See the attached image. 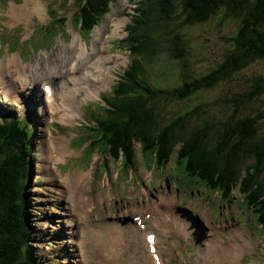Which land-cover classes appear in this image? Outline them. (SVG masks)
Returning <instances> with one entry per match:
<instances>
[{"label": "rangeland", "instance_id": "1", "mask_svg": "<svg viewBox=\"0 0 264 264\" xmlns=\"http://www.w3.org/2000/svg\"><path fill=\"white\" fill-rule=\"evenodd\" d=\"M163 1L114 0L113 8L103 23L93 30L85 26L81 36L77 33L80 31L79 25L72 17L78 0H42L45 4L46 17L41 19L38 15L34 16L35 18L30 16L28 22L25 19L14 20L11 16L12 5L20 6L23 4L22 0H0V68L7 58L18 55L28 65L30 72V67L37 60L45 64V57L40 55L46 53L57 55L64 50L71 52L70 45L75 37L88 46V49L92 42L97 40L98 50H106L109 56L106 62L113 68L107 70L110 71L108 77H111L109 84L99 88L100 92L95 97L87 101L82 98L83 105H81L79 116L71 124L62 122L58 113L48 111L50 103L46 99L48 91L44 89V85L48 84V88L52 89L57 86V89H60L62 79L49 75V82L19 83L16 73L10 71L5 74V82L0 80L2 84L15 86L14 89L17 92L16 95L11 96L12 101L0 94L1 106L17 105L22 101L23 95L28 98L41 97L42 109L46 114L43 117L42 126L44 138L36 142L34 146L38 160L34 164L30 180V193H37L35 197L38 201L36 202L40 203L32 204L34 217H39L38 222L35 223L37 225L35 247L44 249L46 252L49 250L48 244L46 246L40 243L38 238L42 230H47L51 234L56 232L65 238L62 241H56L58 245L54 242L53 246L63 247L58 253L69 264H122V258L117 255L115 256L119 260L110 258L108 254L109 237L112 232H117L122 235L117 239L124 243L123 246L128 247L123 257L125 264H152L146 260L147 255L151 254L146 249L142 237L144 234H151L159 239L155 248L165 253L162 256L164 264H186L187 257H180L182 258L180 259V255L176 252H181L183 249L178 247L176 241L172 243L168 241L167 233L170 232V228L167 225H171L173 227L171 230L174 231L176 227L171 224H175L171 216L176 214L179 218L189 211L192 217L202 223L201 227L204 232H206V227L211 228L209 235L214 244L211 250L210 240L204 242L205 246L193 254L189 264H200L203 262L201 256L210 257L208 264H264L262 241L264 236L261 239L259 229L255 228L257 223L255 219L253 220L256 211L247 205H243L242 211H239L243 201L232 189L234 187H230L229 191H227L228 188L219 190L223 197H220V194H214L215 189L217 192L219 189L216 183L220 180V175L234 162L230 157V147L236 144L233 141L227 146L225 141L228 136L221 129L224 127L220 126L221 123L235 118L233 128L240 130L239 128L248 117L264 115V88L260 90L262 93L259 97L255 98L256 94H254L260 86L264 87V83L261 85L257 82V78L264 77V59L250 62L241 72L233 74L229 81L219 83L215 90H205L185 102L171 103L169 110H166L174 123H179L181 120L186 122L185 126L188 131L207 129L208 133L201 135L203 140L207 141L211 138L210 147L214 151L221 149L223 161L219 163L220 167L213 168L214 171L210 172L213 175L209 176L212 182L206 180L203 183V186H207L205 189L201 188L200 184L197 186L200 190L194 187L196 183H201L202 179L188 174L186 164H182L181 172L174 170L178 173H173L172 176L170 174L173 172V167L168 170L153 166L150 159L156 152L154 144H147L139 155L140 146L134 142L136 145L133 150L138 156L135 159L137 164L134 169V166L127 165L123 157L121 161L116 155H114L116 160L109 157L104 144L96 141L92 143L95 140L92 135L98 130L95 133L96 139L101 136L105 142L109 140L113 143L119 142L118 146L109 151H118L123 145L122 136L114 124L109 125L96 116L98 122H95L92 117L86 116L89 112L96 114V112L103 111L100 104L101 97L111 95V87L118 81V79L115 81L117 76L123 78L124 73L129 72L126 68L131 57L122 46L131 44L134 52L145 57L153 71L154 81L158 82L161 90L178 87L182 84L184 75L191 77V82L193 79L213 73L220 67L228 71L235 66L233 59L237 57L233 56L236 52L233 48L234 37L248 25L244 20L245 17L229 19L224 17L223 12H220L206 23L187 27L183 25L187 19L184 2L165 0L166 4L168 2L169 4L164 11L161 8ZM177 38L182 43L181 52L183 54L180 59L176 58L177 53L175 52ZM248 61L250 60L246 62ZM128 85L134 92L137 91V81H130ZM122 86L126 87L127 84L122 83ZM143 89L141 87L140 92ZM51 100L55 101L53 97ZM157 100L160 102V107L167 105L163 103V98L159 97ZM90 102L91 108L87 109L86 107L89 106L87 104ZM132 104L133 102L128 99L126 106L129 107ZM199 107L204 113L199 112ZM157 119L159 126L167 130L169 119L167 115L158 113ZM49 123L51 129H48ZM258 124H262L261 119ZM186 140L183 138L180 144H185ZM229 140L232 141V139ZM49 144H66L72 153L64 160L55 158L53 162L49 159L51 157L47 151ZM192 144L196 146L194 141ZM199 149L204 154L203 145ZM237 157L239 160L243 158L242 156ZM203 159V169H212L211 164L207 163L208 154ZM141 160L144 163L138 162ZM240 168L241 171L251 169L254 175L258 169L263 168L259 173V182L264 183V166L260 168L257 158H251L245 154ZM216 169L219 171L217 172ZM73 171L91 174L85 189L78 191L79 194L84 193L93 200L90 205L77 206L74 204L75 187L68 180ZM154 171L161 176L157 189H154L157 181L153 180ZM251 173L243 181L245 185L251 183ZM168 177H171V180H168ZM39 181L43 184L37 185L36 182ZM190 181H195V184L189 183L191 188L183 184ZM164 182L167 183L165 188L161 187ZM176 185H180L182 194L177 190ZM192 190H195L194 197L191 196ZM202 193H205V197ZM98 195H101L103 201L97 199ZM194 199L199 201L194 204ZM222 204H225L224 209ZM235 209L238 210V214ZM227 210L235 212L230 214L228 221H225L229 224L224 225L225 222L220 221L221 216L227 215ZM212 215L216 216L220 223ZM251 217H253L252 220ZM213 220L216 222L214 226L210 223ZM233 222H236L237 227L228 232L232 229ZM184 227L187 225L183 223ZM250 227L253 229L251 230ZM98 229L104 236L99 235ZM184 237L187 244H190L186 247L188 254H191L193 249L199 248L191 241L188 231ZM235 246L240 247L242 255L232 262L228 257V251ZM205 248V254H202L204 251L202 249ZM66 260L63 261L64 264L67 263ZM41 264H45L42 263V259Z\"/></svg>", "mask_w": 264, "mask_h": 264}, {"label": "trees", "instance_id": "2", "mask_svg": "<svg viewBox=\"0 0 264 264\" xmlns=\"http://www.w3.org/2000/svg\"><path fill=\"white\" fill-rule=\"evenodd\" d=\"M182 1L187 9V19L183 25L187 27L206 23L220 12H223L224 17L229 19L245 17L244 20L248 25L234 37L233 48L236 52L233 56L237 57L233 59L235 66L228 71L220 67L213 73L199 79H193L191 82V77L184 75L182 84L178 87L163 88L161 90L148 79L143 63L141 61L135 62L137 75L132 71L127 73L124 80L127 86L124 87L121 84L117 93L130 98L135 96L134 93H139L136 96V101H141V103L138 104V107L132 109L131 114L127 117L128 121L125 123L121 122L120 117H114L109 121V125L115 124L119 133L123 136L121 141L124 140L125 149L129 147L127 144L129 137L135 136L136 133L145 138V141H141L144 147L150 144L148 140H154L150 135L153 125L147 119V115L151 112L148 105L149 101H158L159 97L174 100L177 103L188 101L200 92L215 90L219 83L229 81L233 74L241 72L250 62L264 59V0ZM113 2L114 0H78L76 14L80 16L82 27L84 25L97 26L103 17L109 13ZM168 4L164 0L161 8L165 11ZM177 40L175 52L177 53L176 58L180 59L183 54L181 52L182 43L178 38ZM247 60L250 61L247 63ZM141 76L144 79L140 78ZM130 81H137L138 88L136 92L130 89L128 85ZM257 82L262 85L264 77L257 78ZM141 87L144 89L140 92ZM260 90L262 89L255 91L257 92L254 93L256 97L253 94L255 98L261 95L262 91ZM145 102L147 105H145ZM234 104L239 107L236 102ZM198 109L199 112H202L201 107ZM236 110L238 109L236 108ZM115 116H119V113ZM107 119L109 120V118ZM260 119L262 124H258ZM234 121L235 118H231L220 125L224 126L221 129L228 136L225 141L227 146L233 141L236 144L230 147V157L234 162L220 175V180L216 184L219 189L228 188L227 191L230 187H234L233 190H238L242 196H246V203L255 206L259 221L264 227V183L259 182V173L262 172L264 166V115L261 114L253 118L248 117L239 128L240 130L233 128ZM23 123L24 125H22ZM185 125L186 122L181 120L179 123H170L167 130H161L156 139L157 141L160 140L155 145L156 156L168 160L172 154L177 153V160L181 162L180 165L186 164L188 174L200 177L202 179L201 183L206 182V180L210 182L211 178L209 176L212 175L210 172L213 168L220 167L219 163L223 161L221 149L214 151L210 147L212 145L211 138L207 141L203 140L201 135L207 129L200 128L188 131ZM32 128L33 122L30 118H17L7 115L6 118L0 119V264H38V261L34 258L35 247L29 243V241L33 242V238L36 239L37 225H32L34 218L32 204L36 201V197L35 194H30V192L25 194L24 192L25 188L28 187L26 181L32 175V161L29 157L33 153V146L30 143L28 134ZM26 130H28L27 133ZM113 133L116 134V132ZM183 138L187 139L186 145L180 144ZM227 139H232V141H227ZM193 141L196 146L192 144ZM201 145H203L204 154L199 149ZM178 146L179 150L177 149ZM187 149H189V152H187ZM126 152H129V150ZM206 154H208L207 163L211 164L212 169H203L202 162ZM245 154L258 159L259 166L262 169H258L255 175L251 169L241 171L240 163ZM237 156L243 158L239 160ZM216 171L219 170L216 169ZM249 173L252 174L251 183L245 185L243 181L246 180Z\"/></svg>", "mask_w": 264, "mask_h": 264}, {"label": "bare ground", "instance_id": "3", "mask_svg": "<svg viewBox=\"0 0 264 264\" xmlns=\"http://www.w3.org/2000/svg\"><path fill=\"white\" fill-rule=\"evenodd\" d=\"M22 1H23L22 5L17 6L13 4L11 7V16L14 20L25 19L26 22H28L27 20L30 16L32 18H35L34 16L38 15L41 19H44L46 17L45 4L42 2V0H22ZM77 33H79L81 36L83 35L80 32ZM99 40H101V38ZM96 42L97 40L93 41L90 46V49H88V46L82 43L78 37H75L70 45L71 52H67L66 50H64V52L57 53V55H50L48 53L44 55H40L45 57V64L43 65V63L40 60H37L36 63L30 67V72L28 71V65L25 64L24 61L18 55L13 56L11 58H7L1 64L0 80H2V82L3 81L5 82V74L10 71L16 73L19 83L27 82V81L49 82V78H48L49 75L62 79V81L60 82L61 83L60 89H57V86H55V89H52V88H48L47 86L48 84L44 85V89L46 88L45 90L48 91L46 95V99L50 103V106L48 107L49 109L48 111H51V113H55V114L58 113L60 115V120L62 122L71 124L76 120L77 116H79L81 105H83L82 98L85 101H87L90 98L95 97L100 92L102 86L109 84V80H111L110 79L111 77L110 78L108 77V74L110 75L109 73L110 71L108 72L107 70L109 69L111 70L112 66L106 62V60L109 59V56L106 50L104 49H102V51L98 50ZM117 79L118 76L115 79V81H117ZM2 82L0 84H2ZM261 87H263V85L260 86L259 89H263ZM14 88L15 86L12 87L5 84V88L3 92H4V97L6 99L12 101L11 96L16 95L17 93ZM112 93L113 96H115L118 99L119 95L114 89H112ZM51 97H53L55 101L51 100ZM30 98L34 102V104H36L43 112L45 111L42 109L43 104H39L41 103L40 100L41 97L35 98L32 96ZM26 103L29 106H32L31 101L26 100ZM34 104L32 108V118H30L33 122L32 129H34L32 130V137L34 135V137H36L37 140L36 142H39V140L42 141V138H44V133L39 123L40 118L43 116V113L40 109L35 108ZM5 106L7 105L0 107H5ZM24 109L26 108L24 107ZM86 115L94 119L93 112L86 113ZM48 129H51L50 125L48 126ZM35 133L37 135H35ZM47 151H48V155L51 157L49 159L53 162L55 158H58L59 160H64L67 155L72 153L68 149L66 144L64 145L49 144V146L47 145ZM31 163L36 164L37 163L36 158H32ZM90 176L91 174H84V173H80L79 171H73L71 176L68 177L70 184L75 187L74 204H76L77 206L90 205V202L93 201L91 198L87 197L84 193L83 194L78 193V191L81 190L82 188L85 189V186L89 181ZM167 179L171 180V177H168ZM36 184L39 185V183L37 182ZM166 185H167L166 182L161 184V186L164 188L166 187ZM24 192L25 194L27 192H31V185H28L27 189L25 188ZM30 194H35V192ZM97 199L99 201H103L101 195H98ZM171 219L172 221L175 222V224L170 222L174 227H181L179 230L183 229V223H184L187 225V227H192V229L195 232L199 233L201 242L198 245H202L206 241L205 240L206 235L202 232H199V230H195V228L193 227V224H196L198 228H200L203 231L202 227L200 226L201 222L198 223L195 220L194 221L195 223L192 222L189 223V217H185L182 223L180 224L179 218L173 215L171 216ZM38 220H39L38 216L34 217L32 220V224L37 223ZM167 227L170 228V230L171 228H173L169 224L167 225ZM98 231H99V235L104 236V234L101 233V230L98 229ZM150 235L151 234L142 235L146 245V249L151 254V255L146 254L148 256V258L146 257V260H149L152 264H163L162 256H164L165 253H162L160 250L155 248V245H157L159 239L156 238L155 236L152 242L148 243L147 238ZM207 235L210 239V246L212 245L210 248L212 250L214 244L212 242L210 235L209 234ZM121 236L122 235L117 232L111 233L109 237L108 254L110 258H116L118 260H119L118 257L122 258V264H125V262L123 261V257H125L128 247L123 246L124 243H121V240L117 239V238H121ZM47 237L48 236L44 237V239H45V243L48 244L49 250L47 251V253H50V250L54 248L53 246L54 244ZM29 243L33 244L34 241L33 242L29 241ZM210 248L208 249L209 251ZM37 249L39 250V248ZM68 255H69V250H68ZM115 255H117L118 257ZM241 255H242V251L238 246H235L234 248L228 251V257L232 262H235L236 259H238ZM56 256L59 258V255H57V253ZM41 257L43 260L45 259L44 256ZM201 258L203 262H200V264H208L207 262H210L208 260L210 257L207 258L206 256H201Z\"/></svg>", "mask_w": 264, "mask_h": 264}, {"label": "snow or ice", "instance_id": "4", "mask_svg": "<svg viewBox=\"0 0 264 264\" xmlns=\"http://www.w3.org/2000/svg\"><path fill=\"white\" fill-rule=\"evenodd\" d=\"M147 239H148V242H149V243H151V242H152V240H153V238H152V237H148Z\"/></svg>", "mask_w": 264, "mask_h": 264}]
</instances>
